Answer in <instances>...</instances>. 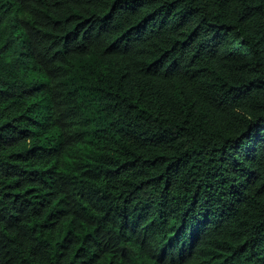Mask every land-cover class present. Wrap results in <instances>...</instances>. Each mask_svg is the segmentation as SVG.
Instances as JSON below:
<instances>
[{"label":"trees","instance_id":"1","mask_svg":"<svg viewBox=\"0 0 264 264\" xmlns=\"http://www.w3.org/2000/svg\"><path fill=\"white\" fill-rule=\"evenodd\" d=\"M0 264H264V0H0Z\"/></svg>","mask_w":264,"mask_h":264}]
</instances>
